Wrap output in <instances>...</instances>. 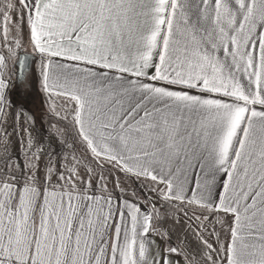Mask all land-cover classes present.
I'll list each match as a JSON object with an SVG mask.
<instances>
[{"label":"snow or ice","instance_id":"obj_1","mask_svg":"<svg viewBox=\"0 0 264 264\" xmlns=\"http://www.w3.org/2000/svg\"><path fill=\"white\" fill-rule=\"evenodd\" d=\"M0 264H264V0H0Z\"/></svg>","mask_w":264,"mask_h":264},{"label":"rangeland","instance_id":"obj_2","mask_svg":"<svg viewBox=\"0 0 264 264\" xmlns=\"http://www.w3.org/2000/svg\"><path fill=\"white\" fill-rule=\"evenodd\" d=\"M27 52L32 54V50L22 47L19 49V53ZM11 74L13 79V85L10 91V98L15 101V105L11 108L8 115V131L12 132V125L15 123L17 129L28 127L32 130L33 136H42L45 139L55 132V128L51 127L56 124V120L51 116L49 112V101L46 99V94L41 87V81L35 75L34 83L29 87H25L22 84L16 83L15 72ZM63 128V125H59ZM124 181L129 191L136 187L132 180H128L116 173L110 178L109 188H112L116 177Z\"/></svg>","mask_w":264,"mask_h":264},{"label":"crops","instance_id":"obj_3","mask_svg":"<svg viewBox=\"0 0 264 264\" xmlns=\"http://www.w3.org/2000/svg\"><path fill=\"white\" fill-rule=\"evenodd\" d=\"M29 48L31 49V47H29ZM31 50H32V49H31ZM32 54L35 56V59H36V65H35V67L37 68L36 75H37V77L39 78V80L41 81L40 76H39V71H38V66H39V56L36 55L35 53H33V51H32ZM9 69H11V63L9 64ZM8 79H9V81H10V83H9V88H10V90H11L12 85H13L12 74L8 76ZM7 98H8V97H6V99H7ZM221 215H222V214H221ZM169 227H171V225H169ZM209 227H211V224H209ZM217 228H219V225H217ZM176 233H178V234H180L181 236H183V231L180 230V227H179V226H177V228H176V230H175V232H174V234H173V237H172V238H173L174 241H175V239H176ZM212 240H213V241L215 240V237H214V236L212 237Z\"/></svg>","mask_w":264,"mask_h":264},{"label":"water","instance_id":"obj_4","mask_svg":"<svg viewBox=\"0 0 264 264\" xmlns=\"http://www.w3.org/2000/svg\"><path fill=\"white\" fill-rule=\"evenodd\" d=\"M20 54L23 55V54H25V52H21ZM33 56H34L33 54L28 53V60L31 61L32 58H33ZM19 74H20V69H19V67L17 66V68H16V72H15L16 83H18L17 77L19 76Z\"/></svg>","mask_w":264,"mask_h":264}]
</instances>
